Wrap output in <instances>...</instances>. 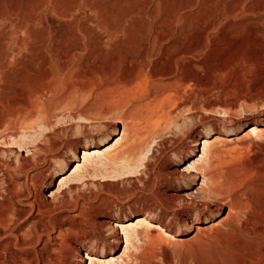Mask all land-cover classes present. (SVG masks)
<instances>
[{
	"label": "rangeland",
	"instance_id": "rangeland-1",
	"mask_svg": "<svg viewBox=\"0 0 264 264\" xmlns=\"http://www.w3.org/2000/svg\"><path fill=\"white\" fill-rule=\"evenodd\" d=\"M263 122L264 0H0V264H264Z\"/></svg>",
	"mask_w": 264,
	"mask_h": 264
},
{
	"label": "bare ground",
	"instance_id": "bare-ground-1",
	"mask_svg": "<svg viewBox=\"0 0 264 264\" xmlns=\"http://www.w3.org/2000/svg\"><path fill=\"white\" fill-rule=\"evenodd\" d=\"M261 125H264V122L260 123V124L254 123V124L250 125L249 128L247 129V132L245 135H248L250 133H257V134L261 133L264 130V128ZM223 139L226 140L227 138L222 133V134H218L215 137L214 141L217 142V141H220ZM214 141H209V139H205L204 145L202 147L201 156H200V158H197V160L195 162H198V160L203 158L204 155L208 154L210 147L212 145V142H214ZM111 148H112V145L105 148L104 150H102V148H100V147H89V148L83 149L82 155H81V161L73 168L71 173L74 174V172H78V171L82 170L84 167H86L87 163H89L91 160H93V158H95L96 156H100L105 152H109V150H111ZM206 175H208L209 177L212 176L209 173H207ZM14 198H17V197L14 196ZM5 205H6L5 201L0 200V212H2L0 215H1V219L3 220V223H1V225H3V226H1V227H3V228L5 227L6 222L9 221L10 214H11V210H5L6 209ZM26 205L30 206V208H32V209H34L36 207L38 214L43 215L45 207L40 206L38 204L37 199H34V198L31 199L29 197H26ZM24 212H25L24 209L17 210V212H16L17 218L20 219V217L24 215ZM12 217H14V216H12ZM49 223H50V221H46L45 219L42 218V219H39L36 222H34V224L33 223L32 224H33V228L35 229V232L37 233V235L41 236V234L46 233L45 230L49 231V225H48ZM114 226L117 229V233L115 234L117 241H119L121 239V232H124V234L126 235V246L124 248V250H126V251L129 248V244H130V240H131L127 236V235H129V234H127V232L128 231H130V232L135 231V230H137V228L139 226H144L146 228V230L149 231V233L156 231L157 233L161 234V236H163V238H177V235L174 234L173 232L169 231L164 225H162L158 221L152 220L151 218L147 217L146 215L137 216L134 219L127 220V221H117L114 223ZM39 227H43V228L41 229ZM0 233H1V228H0ZM157 233H155V234H157ZM6 239H7V236L0 239V246L4 244V241ZM83 258H84V260H86V262H88V264H100L101 262L104 263L105 261H107L106 256L104 254L96 255L93 253L86 252ZM111 259H113V258H111Z\"/></svg>",
	"mask_w": 264,
	"mask_h": 264
}]
</instances>
